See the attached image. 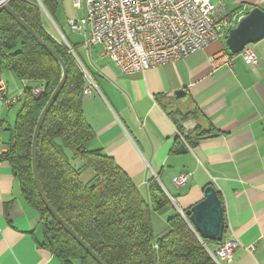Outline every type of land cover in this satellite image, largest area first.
Instances as JSON below:
<instances>
[{"label":"crops","instance_id":"1","mask_svg":"<svg viewBox=\"0 0 264 264\" xmlns=\"http://www.w3.org/2000/svg\"><path fill=\"white\" fill-rule=\"evenodd\" d=\"M212 1L240 17L252 8L264 11V0ZM39 2L45 30L61 41L52 29L66 38L62 26L84 16L74 0H58L54 17ZM226 40L227 35L187 58L131 75H123L100 45L89 49L84 42L70 44L76 49L83 45L76 55L94 83L83 101L95 133L87 150L113 158L143 196L149 181L156 179L171 198V205L152 215L155 236H165L170 217L201 202L212 185L225 212L224 241L239 244L231 261L220 264H264V39L246 47L256 52L258 65L246 61L244 51L231 54ZM22 84L24 90L35 85ZM180 91L187 97L177 101ZM20 109L0 101V264H81L63 262L43 246L41 216L27 203L11 163L1 157ZM173 118L187 131L200 127L206 137L188 147L179 140ZM182 145L186 153L180 151ZM73 163L84 165L79 159ZM184 174L190 175L187 185L176 187L173 178ZM95 176L92 168H85L81 180L89 184Z\"/></svg>","mask_w":264,"mask_h":264},{"label":"trees","instance_id":"2","mask_svg":"<svg viewBox=\"0 0 264 264\" xmlns=\"http://www.w3.org/2000/svg\"><path fill=\"white\" fill-rule=\"evenodd\" d=\"M41 2L54 17L58 0ZM9 6L57 52L67 69L65 86L43 124L37 155L40 182L56 213L106 264H217L207 248L221 243L202 240L188 218L178 212L168 220L169 232L161 238L155 236L152 215L171 205V198L156 179L149 181L148 195L143 196L113 158L102 151L87 150L95 133L83 111L87 85L83 68L67 45L45 30L37 0H13ZM0 34V72H13L21 81L35 84L24 90L11 142L1 157L11 163L27 203L41 216L43 246L63 262L98 264L57 221L45 227L52 216L40 197L34 175L35 131L61 83L63 69L4 9L0 10ZM37 84L43 87L38 96L32 92ZM174 121L181 134L179 140L188 147L206 137L200 127L187 131ZM75 159L84 165L77 167ZM85 168L96 173L89 184L81 180Z\"/></svg>","mask_w":264,"mask_h":264},{"label":"built area","instance_id":"3","mask_svg":"<svg viewBox=\"0 0 264 264\" xmlns=\"http://www.w3.org/2000/svg\"><path fill=\"white\" fill-rule=\"evenodd\" d=\"M12 1L1 0L0 10ZM74 1L77 8H83L84 16L79 20H69V26L84 36V44L89 49L102 46L105 55L123 75L144 73L187 58L225 37L237 26L240 18L238 14H230L223 4L212 0ZM37 4L41 6L39 0ZM62 38L78 61L67 38ZM1 41L0 34V44ZM244 55L250 64L258 65L254 50L246 49ZM84 73L90 85L84 92L88 97L94 83L88 72L84 70ZM8 91L7 81L0 72V101L12 107L21 101V97L8 98ZM32 92L38 96L42 94L43 87H35ZM189 177V174H184L172 181L176 187L183 188ZM238 247L235 241H223L216 251L207 250L220 264L222 260L230 262Z\"/></svg>","mask_w":264,"mask_h":264},{"label":"water","instance_id":"4","mask_svg":"<svg viewBox=\"0 0 264 264\" xmlns=\"http://www.w3.org/2000/svg\"><path fill=\"white\" fill-rule=\"evenodd\" d=\"M3 9L6 10L32 37H34L59 62L63 69L61 83L41 114L33 141V168L36 185L43 203L52 216V218L45 224V227L48 228L54 220L57 221L98 264H106L56 213L46 198L39 178L37 167L39 137L45 119L67 81L68 74L66 66L57 52L29 25H27V23L11 9L9 4H4ZM263 39L264 11L259 8H252L247 14L241 16L238 20L237 26L229 31L226 45L231 54L237 55L242 53L248 45H254ZM183 97H187V94L183 91L175 94V99L177 101L181 100ZM180 151L186 153L187 149L182 145ZM181 214L188 218L189 223L202 240H208L215 243H222L224 241L226 231L225 212L222 201L214 186H208L204 191V199L189 209L186 213L181 212Z\"/></svg>","mask_w":264,"mask_h":264},{"label":"rangeland","instance_id":"5","mask_svg":"<svg viewBox=\"0 0 264 264\" xmlns=\"http://www.w3.org/2000/svg\"><path fill=\"white\" fill-rule=\"evenodd\" d=\"M70 1V0H69ZM70 6V5H69ZM71 8V7H70ZM81 15L84 13L83 10H80ZM81 17L75 18V20H79ZM48 25V24H46ZM63 25V24H62ZM51 27V26H50ZM49 28V27H48ZM63 34L66 36L67 40L69 41V43L73 44V45H77V44H82L84 42V36L82 34H79L77 32H75L71 26L63 25ZM50 29V28H49ZM52 29V27H51ZM51 31V30H50ZM52 31L55 33L56 36H58L59 38H62L61 34H59L60 32H58L57 30H53ZM229 31L227 32V36H228ZM65 43V42H64ZM80 47H83V45L77 47V49L75 48L76 54L78 55V49ZM102 47V46H101ZM93 48V47H92ZM5 80L7 82H9L10 85V90H11V94H10V98H14L16 96L19 95V93H21V97L22 99H24V84H22V81L17 77V75L13 72H5ZM23 101L18 102V104H16V106L18 105V109L22 108L23 106ZM21 110V109H20ZM19 114V113H18ZM18 117V115H17ZM69 157H71V153L69 152Z\"/></svg>","mask_w":264,"mask_h":264}]
</instances>
